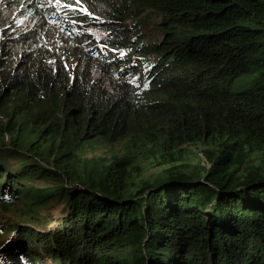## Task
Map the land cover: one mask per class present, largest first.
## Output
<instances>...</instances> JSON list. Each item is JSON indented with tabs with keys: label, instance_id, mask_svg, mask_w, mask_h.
I'll return each mask as SVG.
<instances>
[{
	"label": "trees",
	"instance_id": "trees-1",
	"mask_svg": "<svg viewBox=\"0 0 264 264\" xmlns=\"http://www.w3.org/2000/svg\"><path fill=\"white\" fill-rule=\"evenodd\" d=\"M3 1L89 65L1 33L0 264H264V0ZM94 142L108 160L79 156Z\"/></svg>",
	"mask_w": 264,
	"mask_h": 264
},
{
	"label": "rangeland",
	"instance_id": "rangeland-1",
	"mask_svg": "<svg viewBox=\"0 0 264 264\" xmlns=\"http://www.w3.org/2000/svg\"><path fill=\"white\" fill-rule=\"evenodd\" d=\"M51 2H56V0H50ZM61 1V0H60ZM4 14H7V11H4ZM43 42L46 43V46L49 49H55L63 59L66 66L70 67L71 70H75V67L78 66L77 70L84 69V73L87 72L86 66L89 65V61H85V53L82 52L83 50L80 49L76 45H72V43L68 40L66 36H64L60 32H53V33H45V36L43 38ZM98 83H100L103 87V91H106L107 93H111L114 91V85L112 81L106 77V79H102L98 74ZM82 77L87 78V73L83 74L81 73ZM91 83L93 81H90ZM32 127H37L36 125H32ZM43 146H48L50 142L48 143L45 139L41 140ZM38 145V144H37ZM40 145V144H39ZM205 146L203 145H192L191 149L189 150V153L184 155L183 160H181L179 163H177V166H179L184 172L196 175L199 167H203L206 165V161L203 158L202 151ZM113 152V147L111 145L106 144L103 145L102 143H96L89 144L83 147L82 151L79 153V156L82 159L87 158H103L104 160H108L111 157V154ZM70 157V156H69ZM66 160H70V158H65ZM70 165L80 167L82 163L76 159L75 157H72L70 161ZM16 167L17 164H14ZM54 166H57V164H54ZM171 166L170 165H164L161 167H157L156 163H149L147 167L145 168V175L146 176H161L169 170ZM51 169H55L57 171V168H54L51 166ZM61 209L50 212L52 214H49L48 216H42L41 222L43 225L39 227L40 230H48L52 226H55L57 224V220H59V217H61ZM45 217H48V220L45 222ZM4 221V220H3ZM5 224V223H4ZM8 229L6 227L2 230V233H4ZM37 229V228H35ZM16 233L14 232L13 235ZM7 237V238H6ZM14 240V236L10 235L7 236V234H0V250L1 248L6 245L10 244Z\"/></svg>",
	"mask_w": 264,
	"mask_h": 264
},
{
	"label": "clouds",
	"instance_id": "clouds-1",
	"mask_svg": "<svg viewBox=\"0 0 264 264\" xmlns=\"http://www.w3.org/2000/svg\"><path fill=\"white\" fill-rule=\"evenodd\" d=\"M46 5L50 6H63L66 3L72 2V0H61L59 4L57 2H51L50 0H42ZM10 1L0 0V36L3 33L6 38L21 39L22 35H38L36 42L34 39L31 40L30 44L43 45L46 46V43L43 42L45 33L60 32L64 36L69 37L58 29V27H53L51 24H47V30L43 33L37 31L38 16L34 13L32 8H29L24 3H19L17 5L11 4L7 7V3ZM4 11H7V14H4ZM40 33V35L38 34Z\"/></svg>",
	"mask_w": 264,
	"mask_h": 264
},
{
	"label": "snow or ice",
	"instance_id": "snow-or-ice-1",
	"mask_svg": "<svg viewBox=\"0 0 264 264\" xmlns=\"http://www.w3.org/2000/svg\"><path fill=\"white\" fill-rule=\"evenodd\" d=\"M56 2H57V4H59L60 0H56ZM72 2L73 3H80L81 0H72ZM65 7H67V5H65ZM80 10L83 11V12H87V9H84V8H81Z\"/></svg>",
	"mask_w": 264,
	"mask_h": 264
}]
</instances>
